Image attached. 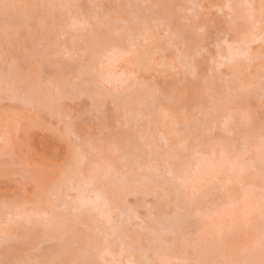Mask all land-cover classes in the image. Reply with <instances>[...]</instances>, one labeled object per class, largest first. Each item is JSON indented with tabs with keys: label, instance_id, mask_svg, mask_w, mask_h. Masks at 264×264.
Segmentation results:
<instances>
[{
	"label": "rangeland",
	"instance_id": "obj_1",
	"mask_svg": "<svg viewBox=\"0 0 264 264\" xmlns=\"http://www.w3.org/2000/svg\"><path fill=\"white\" fill-rule=\"evenodd\" d=\"M262 3L0 0V261L141 264L157 237L193 264L259 260ZM97 75L129 87L102 100ZM181 172L190 183L175 196ZM70 178L94 182L110 221L66 208ZM25 204L45 218L18 230L9 216Z\"/></svg>",
	"mask_w": 264,
	"mask_h": 264
},
{
	"label": "snow or ice",
	"instance_id": "obj_2",
	"mask_svg": "<svg viewBox=\"0 0 264 264\" xmlns=\"http://www.w3.org/2000/svg\"><path fill=\"white\" fill-rule=\"evenodd\" d=\"M3 8L5 9V12L11 7H14L13 5L3 4ZM79 7V6H77ZM229 9H231V5H227ZM248 7H252L249 5ZM262 9H264V3H262ZM262 17H264V12H262ZM262 24H264V18H262ZM86 20H83L78 17H73L71 19L70 24L68 25L69 28L75 29V28H83L86 26ZM127 52V54H131V49L124 50ZM229 51L231 53V46H229ZM239 48H236L235 54H239ZM227 59V58H226ZM89 86L92 87L96 94L102 99H115L118 97L126 88L129 87V83L127 81H117L113 82L110 78H106L103 75H97L92 81H90ZM262 144H264V134L261 136ZM261 174L262 179H264V160L261 161ZM215 181H219V175L212 177ZM190 183V177L187 174V172H181L174 176L172 181V186L175 190L178 192H181L183 194H186L188 191V184ZM83 203L87 204V201H84ZM191 206L193 208H196V201L191 200L189 201ZM25 210L23 212V215H16L15 217L9 216L10 223L13 219L22 221L21 224L15 225L16 229H23L25 226H32L33 223H38L42 219H44V215L40 211L39 207L31 206L25 204ZM31 210H28V209ZM20 209L17 208V213H19ZM259 212L261 217V239L260 244L258 246V249L256 252L259 255V260L256 259H250L247 261H244L243 264H264V195L261 196L260 205H259ZM102 218H107L109 221L111 220V213H101ZM2 235V238L7 241L9 238V233L4 232ZM154 259L149 261H143L141 264H193L192 261H189L187 259L180 258L177 254L175 249H173L170 245H162L161 247L155 249L154 253ZM0 264H5L4 261H0ZM81 264H96L95 261H83ZM104 264H109L108 261H105ZM111 264H121L119 261H111ZM129 264H133V262L129 261Z\"/></svg>",
	"mask_w": 264,
	"mask_h": 264
},
{
	"label": "bare ground",
	"instance_id": "obj_3",
	"mask_svg": "<svg viewBox=\"0 0 264 264\" xmlns=\"http://www.w3.org/2000/svg\"><path fill=\"white\" fill-rule=\"evenodd\" d=\"M244 53V55L246 54V55H248V52H246V51H244L243 52ZM228 59V57H225V56H222L221 57V59L223 60V59H225V60H227ZM83 92V91H82ZM81 92V93H82ZM229 119V118H228ZM207 130V129H206ZM201 168V165L199 164V163H196V164H193V169H192V172H195L196 170L198 171L199 169ZM76 173V172H75ZM74 173V174H75ZM170 173H172V171L170 170ZM76 175V177L77 176H79V175H81V174H75ZM79 181H77L76 182V180H74L73 178L71 179H69V180H67V182L69 183L68 185H66V188H68V190L69 191H72V192H76L77 194H78V198L76 199H73L70 203H68L67 205H66V208H69V210L71 211V209H72V211H77V212H79V213H84V214H86V215H91L92 213H94L95 211H98L99 212V216L100 217H102L101 216V213L102 212H100L99 210L101 209L100 208V206H105V205H108V200H107V198H106V196H105V194L100 190V189H96L95 188V186L93 187V184H94V182L92 183V181L91 180H80V179H78ZM94 181V180H93ZM172 181H173V179H172ZM173 189V191H174V195L176 194L175 192H177V190H175L174 188H172ZM59 190L61 191V189H57V191L59 192ZM178 195L179 194H181L180 192H178L177 193ZM175 195V196H178V195ZM182 195V194H181ZM84 201H87L88 203L87 204H85V203H83ZM72 204V205H71ZM71 207V208H70ZM65 208V209H66ZM100 208V209H99ZM136 217V218H135ZM134 218L135 219H137V216H135ZM74 218H76V217H74ZM176 218H179L178 219V221H177V219ZM103 219H106V218H103ZM184 218H181V217H179L178 215L176 216L175 215V219L173 218V221L175 220V222L177 223H181L182 222V224H184V221H182ZM165 225L166 226H163L162 228H161V231H162V233L164 232V233H166V234H168V235H172L173 234V229H172V227H173V222L171 223H168L167 224V222L165 223ZM111 228V227H110ZM109 228V229H110ZM118 228H119V225L118 226H114V227H112L111 228V230L109 231V233H107V232H105V235L106 236H108V235H110V234H112V235H115L116 233H117V231H118ZM111 232V233H110ZM104 233V232H103ZM158 234V233H157ZM165 235V234H164ZM166 236V235H165ZM159 240H161V241H163V242H166V241H164V240H162L161 238H159L158 239V237H157V239H155L153 242H156L157 241V243H158V241ZM161 241H159V243L161 244V246L162 245H164V244H162L161 243ZM156 243V244H157ZM172 244L173 243H167L166 242V245H170V246H172ZM151 245H153L152 244V242H151ZM158 248H159V246H158ZM155 249H157V248H155ZM152 250V246H151V249H148L147 251H151ZM146 251V252H147ZM85 252V254L87 253L86 251H83V253ZM106 253H108V254H106ZM112 252L108 249L107 251L105 250V252H104V254H106V255H110ZM146 261H149V260H146Z\"/></svg>",
	"mask_w": 264,
	"mask_h": 264
}]
</instances>
